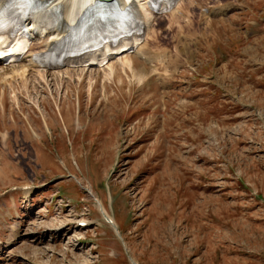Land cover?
<instances>
[{
    "label": "rangeland",
    "instance_id": "obj_1",
    "mask_svg": "<svg viewBox=\"0 0 264 264\" xmlns=\"http://www.w3.org/2000/svg\"><path fill=\"white\" fill-rule=\"evenodd\" d=\"M175 8L161 76L0 81V264H264V0Z\"/></svg>",
    "mask_w": 264,
    "mask_h": 264
},
{
    "label": "bare ground",
    "instance_id": "obj_2",
    "mask_svg": "<svg viewBox=\"0 0 264 264\" xmlns=\"http://www.w3.org/2000/svg\"><path fill=\"white\" fill-rule=\"evenodd\" d=\"M39 1L45 5V8L36 14L35 19L30 20L26 23V30H28L30 32V34L33 38V40H32L33 42L30 46V49L24 55L22 60L17 65H10V66L5 67L0 62V81L3 80L5 83V82H7V80H9V81L14 80L15 81L17 78H21L22 81L26 82L27 81L26 76H29V78L31 79L32 75L33 76L37 75L38 80L36 81L37 82L36 85L38 86L39 84L44 82V78L48 77V75L55 77L56 80H59L58 79L59 75H60V77H61V75L62 76L66 75L68 78L73 73L82 75L83 72H85V71H87V72L88 71H102L105 69L111 75L112 70H113L112 65L117 64V63H120L122 66L129 68V70H132L134 62H133V60H131L132 57L127 55V54L126 55L121 54L117 57H110L108 62L106 63V65L101 66V67H94V68L80 67L79 69H74V70L73 69H64L60 72H49V71H51V69L41 67L38 63L35 62V58L40 56V55L47 53L53 47L54 43L58 42L67 33L71 32L70 26H73L76 23H78L79 17L82 14V12L87 7L94 5L96 0H39ZM180 1H182V0H180ZM117 2H118L119 7H121L122 9L127 8L129 4L130 5L136 4L143 11L144 20H145L147 26L151 22L150 20L153 17V13L148 11V7H147L148 0H117ZM3 4H4L3 0H0V13H1L0 18H3V17L6 18V16H7V14H5L6 13L5 10L2 8ZM70 7H72L74 12L67 15V12H68ZM179 8H180V6H179ZM174 11H177V8H175ZM203 11L208 13V10H206V9H204ZM218 12L227 13V10L220 8V9H218ZM56 13L60 14L62 16V19L57 21L56 25H53L51 28L45 27V24L47 22L51 23V21H49L47 19L49 17V15H53L52 17H56L57 16ZM185 13H187V11ZM183 17H185V16H183ZM53 22H56V20L53 19ZM41 26H43L44 28H42ZM146 41H147V39H146ZM142 49H143V47L141 49L137 48L136 52L140 53L143 51ZM143 52L141 53V55L144 56L143 61H149V65H151V73L157 74L158 76H161V73L159 72L160 71L159 67L163 65L164 61L166 60L165 55L168 56V54H165L162 56H156V55L151 56L150 55L151 57H149V56L145 57V53H143ZM152 68L154 70H152ZM31 69H34L35 71H32ZM37 78H35V79H37ZM139 79H141L140 75H139ZM48 81H50V80H48ZM30 82L32 84H35V80L30 81ZM157 86H161L160 81L157 83ZM59 110L60 109H58V111ZM136 115L137 114H135L134 117ZM90 197L94 200V202L97 203L96 204L97 208L100 210L101 214L103 215V217L107 221V223L111 227H113L115 233H118L119 231H118V228L116 226V223H115L114 219H112L108 215V213L106 212L102 201H100V199L95 197V196L93 197V195L92 196L90 195ZM22 200H23V202L24 201L29 202L30 200H29L28 194H24L22 196Z\"/></svg>",
    "mask_w": 264,
    "mask_h": 264
},
{
    "label": "water",
    "instance_id": "obj_3",
    "mask_svg": "<svg viewBox=\"0 0 264 264\" xmlns=\"http://www.w3.org/2000/svg\"><path fill=\"white\" fill-rule=\"evenodd\" d=\"M107 1H110V0H107Z\"/></svg>",
    "mask_w": 264,
    "mask_h": 264
}]
</instances>
